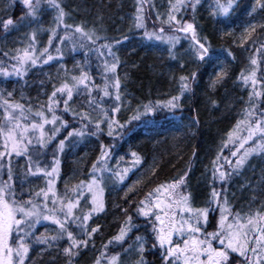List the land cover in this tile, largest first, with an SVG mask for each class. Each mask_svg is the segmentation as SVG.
Instances as JSON below:
<instances>
[{
    "label": "snow or ice",
    "instance_id": "1",
    "mask_svg": "<svg viewBox=\"0 0 264 264\" xmlns=\"http://www.w3.org/2000/svg\"><path fill=\"white\" fill-rule=\"evenodd\" d=\"M15 2L16 0H11L13 5ZM19 3L22 7L18 18L11 15L0 16V27L4 33L19 30L21 27H33L45 10L55 12L56 27L50 29L47 47H36V34L33 32L26 47L17 48L12 56L5 53L14 63L10 65V70L0 67V74L22 80L32 68L58 58L49 51L51 47L55 46L56 52L60 53L61 45L66 46L67 43L72 44L73 50L78 47L83 51L84 61L78 63V75L73 73L69 79L68 70L65 69L59 86L53 83V91L47 97L46 111L43 104L35 112L31 106L25 109L23 104L10 99L13 95L11 92L8 93V98L0 96V108L3 109L0 117V169L5 167L4 162L7 160V180L0 182V264H26L32 244L45 245L49 249L57 247L67 257V264H76L74 258L82 248H87L93 241L94 234L99 231L98 226L91 227L88 222L93 213L104 210V174L110 173L108 178L122 184L131 168L120 169L117 161L113 169L108 163L111 159L108 150L111 145L106 146L101 142L99 155L92 163L89 179L81 180L71 189H66L63 195H59L54 188L53 179L59 173V154H62L69 144H78L86 136L99 140L104 133V124L107 125L106 134L115 139L114 133L122 132L142 117L158 111H175L181 107L184 99L195 95L199 75L197 71H191L189 74L180 75L178 79L173 77L177 84L175 94L138 106L133 114L121 123L116 118V113L120 112L124 101L120 79L116 75L119 57L116 56L113 45H97V41L103 37L95 31L86 30L82 25L68 23L67 14L59 0H19ZM200 4L201 0H169L166 18L158 13L153 24L155 26L158 21L161 26L149 32L145 28V0H137L132 22L137 30L144 29L143 39L166 44L170 59H177V45L183 47V39L188 42L185 55L189 62L197 68L204 65L213 66L221 57L212 51L207 37H202L196 26L195 14ZM237 7V0H213L208 11L216 23L226 25V21L231 18ZM189 9L193 17L191 21L185 19ZM257 9L264 12V0H254L248 15L251 16ZM163 25H167V29ZM249 27L255 32L257 25ZM259 27L264 28V24ZM60 28L63 29L62 34L58 31ZM166 32L168 34H165ZM54 41L58 43L54 44ZM116 43L121 41L117 40ZM89 52L101 60L97 71L102 84L96 83L95 77L88 70ZM257 54L264 59V43H261L250 57L252 68L247 72L242 70L238 77L248 91V99L244 119L237 122L236 131H246L247 135L234 137V133L230 132L229 141L224 142V148L228 147L229 142H233L235 150L230 149L231 156L238 157L235 166L227 156L224 157L232 172L224 170L223 165L219 163L218 153L217 158L212 161V191L203 207H195L191 193L184 191L187 171L178 179L157 185L145 194V198L141 199L134 209L137 216L143 219V234L136 235L135 240L124 248V244L131 240L129 233L137 227L132 223L133 216L126 215L119 232L103 245L95 264H105V261L106 264H122L123 256L133 251L136 253L135 264H148L146 253L155 255L157 252L159 264H264V206L254 212L250 207L246 213H234L228 207L227 198L224 197L221 201V192L215 188L217 180L226 182L233 172L244 165L248 156H264V71L258 75L260 65ZM228 56H233V53L229 51ZM60 66L64 67L63 64ZM179 68L186 71L187 64L181 62ZM227 75L226 69L221 68L219 72L214 73L215 78L211 79L209 86L215 90ZM94 89L98 90L100 100L108 97L114 101L110 109L103 108L97 101ZM75 96L85 97L86 104L71 109L69 102L73 101ZM61 103L64 106L63 112L71 110L80 127H73L54 144L53 162L49 171L47 167H41V157L53 145L61 131L69 128V123L63 119L57 108L53 107ZM97 109L101 111L97 112ZM196 123L198 124V121ZM45 125L52 127L49 129ZM249 142H252L251 146L245 149ZM241 149L245 150L238 156ZM220 152H223V148ZM13 156L28 161L27 175L37 176L42 173L47 178V187L29 192L27 199L18 196L14 187ZM131 156L132 166L139 165L141 159L138 154L131 152ZM132 190L133 188L129 187L128 191ZM89 204L91 208L88 207ZM213 205L219 209L220 216L215 230L209 232L206 225L210 212L214 210ZM124 211L127 213L128 210ZM41 222L55 227L48 234L35 235L33 230ZM33 236L35 238L30 241ZM61 241H66V244L61 245ZM109 245L118 246L123 251H113L112 255H108V252L112 251Z\"/></svg>",
    "mask_w": 264,
    "mask_h": 264
},
{
    "label": "trees",
    "instance_id": "2",
    "mask_svg": "<svg viewBox=\"0 0 264 264\" xmlns=\"http://www.w3.org/2000/svg\"><path fill=\"white\" fill-rule=\"evenodd\" d=\"M249 2L250 0H237L239 7L235 9V12L229 20L231 22L240 20L242 15H244L243 13L248 10ZM73 4L92 19H101L103 22L101 26L106 30L110 29L106 23L112 21V19L117 21L121 16L120 13L122 14L120 11L122 4L121 0H73ZM148 8H151V6L149 5ZM17 9L18 1L16 0L10 11L12 17L18 16ZM148 10L151 15L154 14L153 11L155 12V10ZM197 16L201 18V25L205 29L208 26L210 27L209 22L203 19L202 13H198ZM218 25L220 24L218 23ZM152 27L150 28L152 29ZM211 29L212 30H209L211 32H209L210 36L208 39L211 43L212 51L217 56H222L226 61H228V59L231 61L234 56V51L231 48L232 46L221 41H219L221 45L218 46L219 42L216 36L219 34H215L214 29ZM1 30H3L2 27H0V37L2 36ZM112 31L113 30L110 29L109 33L112 34ZM143 31L144 29H140L126 35L121 34L118 38H113V40L112 37L108 36L104 41V43H111L113 47L116 46L114 42L117 40L122 42V44L118 45V48H120L118 55L121 61L119 68H117L116 75L119 77L121 86L123 90H126L127 95L123 98L125 107H121L120 112L116 113V118L121 123L126 121L138 106L147 104L149 101L155 102L158 99H165L169 92L175 94L177 84L173 77L178 79L182 74L186 75L191 71H197L199 75V84L195 89V95H189L184 99L182 107L175 111H158L149 116L142 117L141 120L134 121L132 125L128 126V128L122 132L117 131L114 133L115 137L117 135L115 139L107 137L103 133L99 140L92 137L93 140H90L89 144L94 146L93 149L84 147V145H78L77 147H69L65 152L59 154V173L55 183V189L60 195L63 188L61 184L62 180L69 177L71 173L80 171L81 168L83 169V171L79 172L81 175L89 172L92 163L99 155V144L101 142L106 146L111 145V148L108 150L110 154L116 157H120L124 154L127 156L128 152H136L140 159H143L141 164V166H143L144 161H147L146 155L150 153V146L154 142L153 140H155L156 136L162 137L164 134L174 132L176 134L179 133L180 138L182 137V139L172 138V142L178 145V148L174 151L166 147L167 152L162 153L163 146L161 145L166 146V144L169 143H160L153 148L151 153L159 154L160 163L154 168L155 171L150 178H148L143 186L138 188L135 192L128 193L126 197L123 198L119 194L117 187L105 183L106 186L103 195L104 210L91 217L88 222L91 227L98 226L99 231L94 234L93 241L89 243L87 248H82L79 255L74 258L75 260H81L83 264L95 263V259L100 255L103 245L117 234L118 229L125 222L126 215H132V223L136 225L137 228H143L144 230L143 219L137 216L134 209L136 204H138L141 199L145 198V194L152 191L157 185L178 179L187 171L188 176L186 177V181L190 186L189 192L192 191V187L195 188L199 186L198 184L202 180L200 171L202 168H205L203 164L211 160V155L220 141L219 138H221L222 133L224 134L225 131H229L235 126L238 119L237 114H240L235 110L243 108V100L246 92L241 89L240 91L237 87H234L235 75L238 74L237 69L239 67L231 69L229 76L225 78V84L227 86L225 87L224 85L223 87L229 91L223 90L222 93L219 92L221 90L215 93L208 92L205 82L211 66L204 65L197 68L195 65L190 71L181 70L175 65V60L169 58L167 49L162 46L163 43L155 40L148 41L143 39ZM259 31L264 33V29H260ZM166 34L168 33L166 32ZM263 39L264 37L257 42V44L260 45L263 43ZM167 47L166 45V48ZM50 50L51 48L49 51ZM127 51L132 53L127 56ZM229 51L233 53V56H228ZM3 56L4 54L0 47V63H4L5 66L3 68L10 69ZM166 61H169L170 64ZM41 70L42 69L36 71L33 69L29 71L22 80L15 76H10L5 82V86L9 90L8 93L11 92L13 94L10 99L24 106L29 105L38 92L35 87V82L39 80ZM29 85L31 86L29 87ZM110 107L107 108L110 109ZM196 121H198V124ZM66 131L67 130L60 136L61 139L65 136V133H67ZM60 137H57L56 141L53 142V145L50 146L46 152L45 157L49 159L47 162L48 166L53 162V152L55 151L54 144L58 143ZM75 147L77 149V155H71ZM82 148H85L83 153L81 151ZM86 150H88L89 153H87L84 159L86 161L85 164L83 165L82 162H80L79 165L73 163V161L77 160L79 156H82ZM193 153H195V155H193ZM72 156L77 158L73 160ZM197 175L200 179H197ZM259 175L261 177L264 176L263 173ZM87 180L88 179H85V181ZM257 183H259L258 180L254 184L256 185ZM124 209L128 210L127 213H125ZM212 214L213 212L209 214L210 221L208 220L207 230L214 223L213 218L215 219V216L213 217L214 214ZM137 231L138 229L134 227L129 234L131 239L134 238V234L138 233ZM60 244L64 245L66 242L61 241ZM109 248L112 249V251H109L108 255L113 253V250L119 251L121 249L120 247L115 248V246L113 248L112 245H110ZM38 252L39 254L34 256ZM147 256L148 253H146V257ZM29 260L31 264H63L67 261V257H65L62 251L57 247L49 249L47 246H43L40 247L39 250H35L31 247ZM148 264H159V256L157 254L153 255V259L149 260Z\"/></svg>",
    "mask_w": 264,
    "mask_h": 264
},
{
    "label": "rangeland",
    "instance_id": "3",
    "mask_svg": "<svg viewBox=\"0 0 264 264\" xmlns=\"http://www.w3.org/2000/svg\"><path fill=\"white\" fill-rule=\"evenodd\" d=\"M18 1V16L13 17V18H18L21 14V7L19 0ZM61 3L64 11L66 12V20L70 24H76V25H82L86 30H92L95 31L99 36L103 37V39L97 41V45L99 44H104V41L107 39L108 36L113 38H118L121 34H129L131 32L137 31L133 24V17L136 11V6H137V0H121V8L120 11V18L116 21L113 20L106 23L110 29H112V34L109 33L110 29L106 30L104 29L101 25L103 24L101 19L95 18L92 19L91 17L87 16L84 12H82L80 9L76 8L73 4V0H59ZM213 2V0H201V4L198 5L197 12L195 14V21H196V26L198 28V31L202 37H207L209 38L210 34L209 30H212L211 28L214 29L215 34H219L216 36L218 38V42L221 41L223 43H227L229 46H232L231 48L234 51V58L230 61H226L225 59L221 57L219 61L213 66L210 67V72L207 76V80L205 82L206 88L208 89V92L215 93L216 91H219L220 93L223 92V90H228L225 89L227 86L225 84V79L223 83L218 84L213 90L209 85L211 79H214V73L219 72L221 68L226 69L228 75L231 72V69L239 67L238 74L235 75V80H234V87H237L239 90H243L246 92V95L243 100V108H240V110H235L239 112L240 114H237V121L235 126L230 129L229 131H225L224 134L222 133L221 138H219V142L217 146L215 147V150L212 153V157L210 161H207L206 163L203 164V167L205 168L200 171V174L202 176V180L198 184L199 186H196L195 188L192 187L189 192L190 186L186 183V186L184 188V191L191 193V196L193 198V205L195 207H203L205 205V201L209 198L210 192L212 191V185L213 183V177H212V161L217 158V154L220 153V161L219 163L223 165V168L225 171L232 172V169L229 168V166L225 163L224 157L227 156L229 160L232 161L233 166H235V160L238 157H232L231 156V150H235L233 147V142H229V145L227 148H224V142L229 141V133L233 132L234 137L236 135L240 136H246L247 133L246 131H236L237 129V122L239 120L244 119V109L246 107V101L248 99V91L244 87L242 80H238V77L241 74V71L244 70L245 72L249 71L252 68V65L250 64V57L256 52V48L259 47L260 45L257 44L262 38L264 37V33H261L259 30L264 29L259 27L260 24H264V12H260L259 9L255 13H253L251 16L248 15V13L251 11L252 5L254 3V0H250V4L248 7V10L243 13L242 18L238 20L237 22H231L230 20L226 21L225 24H220L216 23V21L209 15V5ZM149 5L151 8H148ZM155 6L154 8L152 6ZM13 4L11 3V0H1L0 1V15L1 16H7L10 15V11L13 8ZM169 6V0H145V8H144V16L147 18L145 21V28L148 29V31L153 32L157 28H159L161 25L157 21L155 26L153 24V20L156 17V15L159 13L162 16H165L166 18V13L168 10ZM155 10L153 11V15L150 14L149 10ZM198 13H202V17L204 20H207L210 24V27L208 26L206 29L201 25V18L197 16ZM123 15V16H122ZM54 16L55 12L50 11V10H45L43 14L39 18V22L35 24L33 27H21L19 30H13L8 32L7 34L2 31V36L0 37V47L1 51L4 54L3 57H5V61L8 63L9 67L14 61H11L9 59V56L15 55V50L17 48H23L26 47L29 43L30 36L33 32L36 34V47L39 49H42L44 47L48 46V37L50 35V29L55 28L56 25L54 23ZM209 17V18H208ZM185 19L188 21H191L193 19L191 15V9L188 10V14L185 16ZM216 25H215V23ZM149 25V26H148ZM250 25H257L255 32L251 31V28L249 27ZM153 26V27H152ZM167 29V25H163ZM152 27V29L150 28ZM248 29V31H246ZM143 30V29H141ZM58 31L62 34L63 29L60 28ZM144 32V31H143ZM166 34V33H165ZM182 35V34H181ZM111 40V41H112ZM209 41V39H208ZM58 43V41H54V44ZM116 46L113 47V50L116 54V56L119 57V49L118 45L122 44L119 43L117 44L114 42ZM183 47L180 45H177V59L175 60L176 66L179 67L181 62H184L187 64V70L190 71L192 68H194L195 64L191 63L188 61L187 56L185 55V49L188 46L187 40L181 41ZM210 43V42H209ZM264 43V39H263ZM211 44V43H210ZM220 46V42L218 43ZM162 46L166 48V44H162ZM61 52L57 53L55 46L51 47L50 52L58 57L57 59H54L53 61H50L48 64H41L38 65L35 68H32L31 70H39L40 71V78L36 83L35 87L38 90L37 94L34 97V100H31V103L29 105H25V109H27L29 106L32 107L33 112L39 109L40 105L43 104L45 106V111H46V106H47V97L48 95L51 94L53 91V83H56L57 86H59L60 79L63 78L65 69L68 70V75L69 79L71 74H79V67L78 63H82L84 61V53L82 50H80L78 47L76 50H73V46L70 43H67L66 46L61 45ZM247 49V51L245 50ZM252 52V54H251ZM5 53H8L9 56H5ZM132 52L127 51L126 55L128 56ZM250 54V55H249ZM257 59H258V64L260 65V68L258 70V75L260 72L264 71V59H261V57L257 54ZM120 59H119V65H120ZM169 62V61H166ZM101 63V60L97 59L96 55L92 52H89V57H88V70L92 74V76L95 77V82L98 84H102L103 81L101 80V76L97 71V65ZM63 64L64 67H61L60 65ZM170 64V62H169ZM7 65V66H8ZM4 63H0V67H4ZM10 70V69H9ZM30 70V71H31ZM59 73V77H58ZM116 74H117V69H116ZM10 77H5L2 74H0V96L7 98L8 97V89L5 86V82L7 79ZM226 78V77H225ZM225 85V87H223ZM31 85H29L30 87ZM240 90V91H241ZM229 91V90H228ZM7 93V94H6ZM168 95L172 93H167ZM5 95V96H3ZM94 95L97 96V101L102 105L103 108L110 107L112 103L114 102L113 100L109 99L108 97H104L102 100L99 99V92L98 90L94 89ZM121 95L122 99L124 98L126 94V90H123L121 86ZM221 96V95H220ZM20 98V97H19ZM186 101V100H185ZM86 99L83 96H75L73 101H70L71 109H77L80 107L82 104H86ZM183 105V103H182ZM181 105V107H182ZM54 108H57L59 114L62 115L63 119H65L69 123V129H65L67 131H71L73 127L79 128L80 123L78 119L73 118L72 111L70 110L69 112L65 113L63 112V104L61 103L60 105H53ZM122 107H125L124 104ZM101 109H97V112H100ZM3 109L0 108V117H2ZM95 115V113H94ZM46 128H51V125H45ZM104 128V135L109 137L107 133V125L104 124L102 125ZM243 127V125H241ZM62 130L59 137L62 135V133L65 131ZM66 131V132H67ZM67 133H65L66 135ZM93 136H86L78 144H69L68 147L65 148L64 152L66 149L72 146H78V145H84V147H90L91 149L94 148L92 144H89L90 140H93ZM117 137V135H116ZM180 138L179 133H174L171 132L170 134H164L162 137H155L154 142L150 146V153L146 155L147 161H144V165L141 166L142 160L139 165H136L135 167L132 166L131 162L133 160V157L131 156V153L128 152V155L125 156L121 155L120 157L113 156L111 154V159L108 161L109 165L114 169L117 165V161H119V167L120 169H123L125 167H130L131 171L128 173L126 176L124 182L121 183H116L113 179L108 178L110 176V173H105V180L102 185L103 189L105 190V186L108 183L109 185H113L117 187V190L119 191V194L121 197H126L128 193L135 192L138 188L142 187L145 181L150 178L152 173L155 171V167L160 163V157L158 153H151L153 148L156 147L157 144L160 143H169L166 144V146L162 147V153L167 152L166 147H168L169 150L174 151L176 148H178L177 143L172 142V138ZM96 138V137H95ZM61 139V137H60ZM59 142V141H58ZM252 142H249L248 145H245V149L251 146ZM76 147L73 149L74 151L71 152V155H77L76 152ZM223 148V152H220V149ZM245 149H241V152L238 153V156L241 155ZM85 148H82L81 151H83ZM148 150V151H149ZM87 153H89L88 150L82 154V156L73 157L77 158V160H74L73 163L76 165H79L80 162L82 164H85V158ZM127 154V153H126ZM46 155V153H45ZM41 157V167H47L49 171L51 170V165L48 166L47 162L49 159L45 157ZM121 157L123 159L121 160ZM13 160V169H14V187L16 188V192L18 196H23L25 199L28 198L29 192H34L38 191L41 187H47V178L43 176V174H38L37 176H31L26 174L27 170V164L28 161L25 160L24 158L20 157L17 158L15 156L12 157ZM159 160V161H158ZM5 167L3 169H0V182L7 180V160H5ZM141 166V169L139 170V167ZM35 167V165H33ZM80 171H83L81 168ZM80 171H75L74 173H71L69 177L66 179L62 180L61 184L63 186L61 190V194L63 195L65 193V188L66 189H71L74 185H77L80 183V181L83 179H89V172L87 174L81 175L79 172ZM263 173L264 175V156L259 155V154H252L248 156L245 160V163L242 167H240L236 172H233V174L227 179L226 182H220L216 181L215 182V188L217 191L221 192V201H223L224 197L227 198L228 200V207L232 212H241V213H246L249 208L251 207V210L254 212L260 207L264 206V176H260L259 174ZM199 174V172H198ZM199 176L197 175V179ZM55 179V183L58 179V175H55L53 177ZM200 179V178H199ZM258 180L259 183L256 185L254 184ZM139 181V183H136ZM106 183V184H105ZM255 185V187H254ZM129 187H132V191H128ZM55 188V185H54ZM56 190V189H55ZM118 194V193H117ZM104 195V193H103ZM90 196V194H89ZM89 208H91V204L88 205ZM214 210L213 212V217L216 216V220L213 218V225L208 228L207 231L211 232L215 230L217 221L219 220L220 216V211L218 208H216L215 205H213ZM97 213H93L91 217L95 216ZM209 220V218H208ZM210 221V220H209ZM208 225V223H207ZM206 225V228H207ZM55 226L50 225L46 222H41L36 225V228L33 230L35 235H40V234H48ZM138 229V233L134 234V238L129 240V243L127 242L124 244V248H127L129 244H131L135 238L136 235L138 234H143L144 230L143 228L136 227ZM120 228L118 229L119 232ZM117 232V233H118ZM130 234V233H129ZM35 237H31V239H34ZM66 242V241H65ZM45 245H40V244H32L31 247L33 249L39 250L40 247H43ZM110 246V245H109ZM114 248V245H112ZM118 246H115V248ZM150 247V245H149ZM114 251V250H113ZM123 249H120L118 252H122ZM35 254L34 256L38 255ZM113 253L109 254L112 255ZM159 256V253H156ZM136 256V253L133 251L130 254L124 255L122 259V264H135V259L134 257ZM147 261L153 259L152 253H148V256L146 257ZM31 260V259H30ZM29 258L26 261V264H31ZM75 260V259H74ZM76 264H83L81 260L76 259L75 260ZM63 264H67V261H65ZM88 264V263H86ZM95 264V263H93ZM106 264V261H105Z\"/></svg>",
    "mask_w": 264,
    "mask_h": 264
},
{
    "label": "bare ground",
    "instance_id": "4",
    "mask_svg": "<svg viewBox=\"0 0 264 264\" xmlns=\"http://www.w3.org/2000/svg\"><path fill=\"white\" fill-rule=\"evenodd\" d=\"M215 218H216V216H215Z\"/></svg>",
    "mask_w": 264,
    "mask_h": 264
}]
</instances>
